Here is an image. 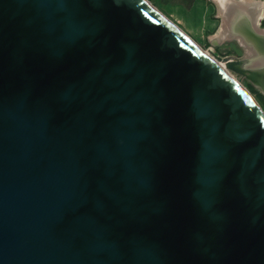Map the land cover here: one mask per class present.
I'll return each instance as SVG.
<instances>
[{
  "label": "water",
  "instance_id": "obj_1",
  "mask_svg": "<svg viewBox=\"0 0 264 264\" xmlns=\"http://www.w3.org/2000/svg\"><path fill=\"white\" fill-rule=\"evenodd\" d=\"M215 57L145 0H0V264H264V113L226 70L261 74Z\"/></svg>",
  "mask_w": 264,
  "mask_h": 264
},
{
  "label": "rangeland",
  "instance_id": "obj_2",
  "mask_svg": "<svg viewBox=\"0 0 264 264\" xmlns=\"http://www.w3.org/2000/svg\"><path fill=\"white\" fill-rule=\"evenodd\" d=\"M160 14L169 19L186 35H188L202 51L208 52L215 57L227 56L233 59H244L249 57V47L239 43L235 39L223 42H212L211 38L217 35L222 24L218 18V10L211 0H146ZM264 27V24H263ZM228 35L233 36L228 33ZM246 47V48H245ZM245 48V49H244ZM215 54V55H214ZM216 58V57H215ZM217 59V58H216ZM220 61L219 59H217ZM223 63L222 61H220ZM224 64V63H223ZM260 66L258 65L257 68ZM236 81L255 100L264 113L263 85L248 80L234 72L229 71ZM261 86V87H260Z\"/></svg>",
  "mask_w": 264,
  "mask_h": 264
},
{
  "label": "bare ground",
  "instance_id": "obj_3",
  "mask_svg": "<svg viewBox=\"0 0 264 264\" xmlns=\"http://www.w3.org/2000/svg\"><path fill=\"white\" fill-rule=\"evenodd\" d=\"M211 1L217 7L218 18L222 21L217 35L211 38L212 42L217 43L235 39L239 43L247 45L249 47L247 51L249 57L244 61L243 65L261 74V79L257 82L260 85L264 81V0ZM148 5L150 4L148 3ZM154 10L158 12L156 9ZM228 33L233 36L228 35ZM204 53L224 69V64L220 62L221 60L218 61L208 52ZM258 65L260 66L259 68H257ZM226 72L234 82L241 86L228 70ZM262 91L264 93V88H262Z\"/></svg>",
  "mask_w": 264,
  "mask_h": 264
}]
</instances>
